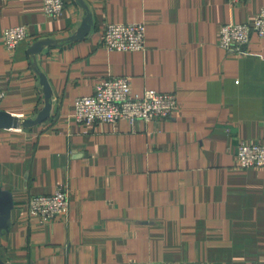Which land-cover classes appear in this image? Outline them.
Here are the masks:
<instances>
[{
	"label": "crops",
	"instance_id": "1",
	"mask_svg": "<svg viewBox=\"0 0 264 264\" xmlns=\"http://www.w3.org/2000/svg\"><path fill=\"white\" fill-rule=\"evenodd\" d=\"M0 0V110L35 118L53 91L51 117L25 131L0 129V187L11 192L9 264H264V168H241L239 144H264V38L241 55L220 44L228 23L253 24L264 0ZM86 12L91 30L70 41ZM141 52L102 46L108 23H143ZM31 39L9 51V27ZM50 38L35 56L34 42ZM135 97L174 93L173 118L78 123L75 100L110 77ZM69 189L67 219H28L27 202Z\"/></svg>",
	"mask_w": 264,
	"mask_h": 264
},
{
	"label": "built area",
	"instance_id": "2",
	"mask_svg": "<svg viewBox=\"0 0 264 264\" xmlns=\"http://www.w3.org/2000/svg\"><path fill=\"white\" fill-rule=\"evenodd\" d=\"M246 0H228L239 4ZM64 0H44V11L58 18L65 10ZM6 48L13 52L25 41L31 39L26 26L9 27L4 31ZM264 38V7L256 15L253 24L228 23L220 29V46L228 53L241 55L250 45L252 36ZM102 46L108 51L141 52L146 47V25L143 23H108L103 33ZM6 93L0 88V107ZM179 105L174 93L146 90L142 97H135L129 77H110L96 84L94 93L75 100L74 119L86 127L100 123H116L122 120L135 126L141 122L173 118ZM25 131V130H17ZM237 163L241 168H264V144H239ZM28 219L52 222L67 219L70 212L69 189L60 186L52 195L32 197L27 202ZM129 264H136L130 262ZM143 264V263H137ZM157 264V263H146Z\"/></svg>",
	"mask_w": 264,
	"mask_h": 264
},
{
	"label": "water",
	"instance_id": "3",
	"mask_svg": "<svg viewBox=\"0 0 264 264\" xmlns=\"http://www.w3.org/2000/svg\"><path fill=\"white\" fill-rule=\"evenodd\" d=\"M91 15L86 12V17L84 18L80 28L75 33L74 36L70 38V41L75 40H82L86 36H88V33L91 30ZM54 43V40L50 38L41 39L36 42L29 48V54L32 56L39 54L42 49L45 46H50ZM39 77L41 85L44 89V95H45V106L44 108L38 113V115L35 118H21L16 115H13L7 111L0 110V129L5 130H26L31 129L33 127L41 125L45 123L49 118L51 117V111H52V97H53V91L51 89V86L47 80V77L43 72H41L39 69L36 70ZM13 196L11 192L4 191L0 187V231L3 229H10V223L9 220L11 218V213L13 208ZM0 264H9L5 261H3L0 257Z\"/></svg>",
	"mask_w": 264,
	"mask_h": 264
},
{
	"label": "trees",
	"instance_id": "4",
	"mask_svg": "<svg viewBox=\"0 0 264 264\" xmlns=\"http://www.w3.org/2000/svg\"><path fill=\"white\" fill-rule=\"evenodd\" d=\"M65 5H66V3H65Z\"/></svg>",
	"mask_w": 264,
	"mask_h": 264
}]
</instances>
